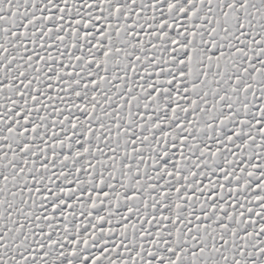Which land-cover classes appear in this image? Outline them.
<instances>
[{
  "label": "snow or ice",
  "instance_id": "6c2138e0",
  "mask_svg": "<svg viewBox=\"0 0 264 264\" xmlns=\"http://www.w3.org/2000/svg\"><path fill=\"white\" fill-rule=\"evenodd\" d=\"M0 264H264V0H0Z\"/></svg>",
  "mask_w": 264,
  "mask_h": 264
}]
</instances>
